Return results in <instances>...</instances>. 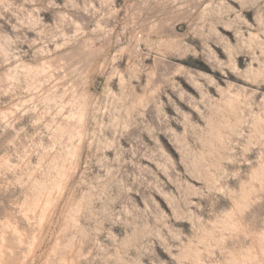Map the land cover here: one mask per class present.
I'll use <instances>...</instances> for the list:
<instances>
[{
    "label": "rangeland",
    "instance_id": "rangeland-1",
    "mask_svg": "<svg viewBox=\"0 0 264 264\" xmlns=\"http://www.w3.org/2000/svg\"><path fill=\"white\" fill-rule=\"evenodd\" d=\"M258 263L264 0H0V264Z\"/></svg>",
    "mask_w": 264,
    "mask_h": 264
},
{
    "label": "bare ground",
    "instance_id": "bare-ground-1",
    "mask_svg": "<svg viewBox=\"0 0 264 264\" xmlns=\"http://www.w3.org/2000/svg\"><path fill=\"white\" fill-rule=\"evenodd\" d=\"M35 75V74H34ZM87 96V94L86 95H84V97H83V99H82V103H84L85 104V100H86V97ZM185 98V97H184ZM87 101V100H86ZM227 101V100H226ZM232 105V104H231ZM230 105V106H231ZM233 105H235L234 103H233ZM81 107V106H80ZM231 108V107H230ZM80 110V119H82L83 118V115H84V107L82 106V108L81 109H79ZM87 110V109H86ZM79 119V120H80ZM71 126V125H70ZM66 128V127H65ZM71 128V127H70ZM67 129H68V127H67ZM75 129V128H74ZM64 130V129H63ZM69 130V129H68ZM214 130V129H213ZM70 132H71V130H70ZM73 132H74V130H73ZM259 264V263H258Z\"/></svg>",
    "mask_w": 264,
    "mask_h": 264
}]
</instances>
